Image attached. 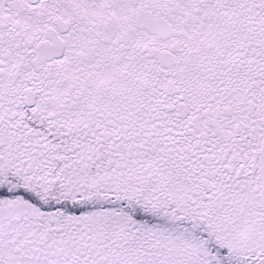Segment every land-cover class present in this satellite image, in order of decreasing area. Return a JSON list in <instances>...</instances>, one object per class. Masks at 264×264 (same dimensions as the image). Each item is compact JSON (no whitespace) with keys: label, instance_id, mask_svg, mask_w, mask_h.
I'll return each mask as SVG.
<instances>
[{"label":"snow or ice","instance_id":"snow-or-ice-1","mask_svg":"<svg viewBox=\"0 0 264 264\" xmlns=\"http://www.w3.org/2000/svg\"><path fill=\"white\" fill-rule=\"evenodd\" d=\"M0 264H264V0H0Z\"/></svg>","mask_w":264,"mask_h":264}]
</instances>
